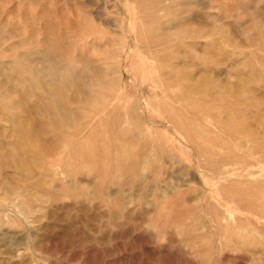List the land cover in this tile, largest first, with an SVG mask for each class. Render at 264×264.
<instances>
[{"label":"rangeland","instance_id":"rangeland-1","mask_svg":"<svg viewBox=\"0 0 264 264\" xmlns=\"http://www.w3.org/2000/svg\"><path fill=\"white\" fill-rule=\"evenodd\" d=\"M0 264H264V0H0Z\"/></svg>","mask_w":264,"mask_h":264},{"label":"bare ground","instance_id":"bare-ground-1","mask_svg":"<svg viewBox=\"0 0 264 264\" xmlns=\"http://www.w3.org/2000/svg\"><path fill=\"white\" fill-rule=\"evenodd\" d=\"M39 103H41V102H39ZM32 110V109H31Z\"/></svg>","mask_w":264,"mask_h":264}]
</instances>
